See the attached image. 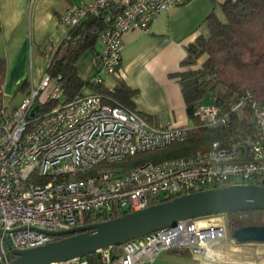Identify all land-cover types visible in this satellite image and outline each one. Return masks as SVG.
Returning a JSON list of instances; mask_svg holds the SVG:
<instances>
[{
    "label": "built area",
    "instance_id": "built-area-1",
    "mask_svg": "<svg viewBox=\"0 0 264 264\" xmlns=\"http://www.w3.org/2000/svg\"><path fill=\"white\" fill-rule=\"evenodd\" d=\"M186 1L91 0L72 5L60 16L59 26L70 39L69 30L86 16L108 11V26L98 35L100 70L91 81L104 93L80 95L36 113L37 97L52 83L45 72L17 106L0 107V230L7 232L14 249L53 241L57 236L40 230L63 231L90 224L86 217L92 214L132 212L231 184L264 186V99L248 94L237 95L226 109L214 101L195 108L194 118L205 127H227L233 114L232 121L239 124L206 149L141 162L120 172L119 163L126 157L183 142L188 134L187 126L153 125L135 110L105 98V93L113 91L105 77H118L124 33L148 31L161 12ZM49 93L51 99L61 98L60 84ZM244 111H248L247 122ZM217 216L180 221L130 240L116 252L98 250L96 264H152L160 251L171 249L202 255L226 236V225L215 221ZM12 256L0 236V264ZM50 264L89 262L72 258Z\"/></svg>",
    "mask_w": 264,
    "mask_h": 264
},
{
    "label": "trees",
    "instance_id": "trees-1",
    "mask_svg": "<svg viewBox=\"0 0 264 264\" xmlns=\"http://www.w3.org/2000/svg\"><path fill=\"white\" fill-rule=\"evenodd\" d=\"M107 10L86 16L75 27L69 30L70 39L64 38L60 45L50 49L49 64L46 73L52 83L49 89L61 86L62 97L51 99L49 89L36 99V113L45 112L63 104L77 96L84 85L77 73V60L82 53L93 48L100 32L107 26L105 20ZM209 33L198 36L187 46L185 64L193 66L204 57L196 69H189L177 74L181 93L185 103L188 118L192 127L183 142H174L151 151L137 153L123 159L119 166L124 172L141 162H159L180 156L190 155L197 150H203L220 138L227 135L230 129L239 124L230 118L227 127H205L194 118L195 108L203 103L214 101L222 109H226L237 95H251L256 99H264V0H224L216 3L207 17ZM5 74V64L0 59V107L3 106L2 81ZM28 82L24 81L20 93L28 94ZM100 93H104L99 89ZM105 98L133 109L131 96L133 91L123 84L113 86V91L105 93ZM5 107V106H4ZM247 122L248 111H244ZM241 125V124H240ZM256 211L228 213V232L250 224L249 214ZM264 212V211H257ZM126 213L92 214L86 217L88 223L103 221ZM57 237L56 239H58ZM233 238V237H232ZM234 239V238H233ZM237 243H240L236 241ZM118 246L112 247L116 252ZM12 256L11 259H13ZM89 264H96L97 253L85 257Z\"/></svg>",
    "mask_w": 264,
    "mask_h": 264
},
{
    "label": "crops",
    "instance_id": "crops-1",
    "mask_svg": "<svg viewBox=\"0 0 264 264\" xmlns=\"http://www.w3.org/2000/svg\"><path fill=\"white\" fill-rule=\"evenodd\" d=\"M88 1L91 0H0V59L5 64L3 106L8 107L4 103L6 95L9 103L18 97L11 108L22 101L27 95L19 92L24 81L28 82L27 90L40 82L49 64L50 49H56L66 35L59 26L60 16L72 5ZM223 1L189 0L161 12L148 31L133 29L124 33L118 77L105 78L113 86L123 84L131 89L133 110L151 124L162 128L192 127L177 74L196 69L202 62L204 57L193 66L184 63L187 46L198 36L208 35L207 17L216 3ZM100 51L97 38L93 48L86 49L77 60L78 77L84 82L81 95L97 92L91 81L100 70ZM34 62L40 64L42 73L35 82ZM29 65L31 78L27 76Z\"/></svg>",
    "mask_w": 264,
    "mask_h": 264
},
{
    "label": "water",
    "instance_id": "water-1",
    "mask_svg": "<svg viewBox=\"0 0 264 264\" xmlns=\"http://www.w3.org/2000/svg\"><path fill=\"white\" fill-rule=\"evenodd\" d=\"M248 211H264V186L231 184L210 188L69 230H40L59 238L28 249H14L5 235L7 232L0 230V236H3L6 246L14 256L4 264H50L83 258L98 250L120 246L130 240L174 226L183 220ZM19 229L24 227L12 231ZM231 235L240 243H264V224L237 227L232 230Z\"/></svg>",
    "mask_w": 264,
    "mask_h": 264
},
{
    "label": "rangeland",
    "instance_id": "rangeland-1",
    "mask_svg": "<svg viewBox=\"0 0 264 264\" xmlns=\"http://www.w3.org/2000/svg\"><path fill=\"white\" fill-rule=\"evenodd\" d=\"M33 65L34 73L32 77H34L35 82L38 79L40 80L42 73L39 71L41 67L38 62H34ZM30 68L32 69V65L28 67V78H31L32 74ZM97 92H100L98 88ZM5 98L4 103L8 106L6 107L8 110L12 107L14 102L18 101V97H15L13 101H10V104L7 102L9 100L7 95ZM217 217L215 221L225 223L227 230V216L221 214ZM247 221L250 224H264V212H252L249 214ZM255 243L256 244L251 245L237 243L227 231V235L223 239L214 242L209 247V250L202 255H192L184 250H162L156 256L152 264H264V243Z\"/></svg>",
    "mask_w": 264,
    "mask_h": 264
},
{
    "label": "flooded vegetation",
    "instance_id": "flooded-vegetation-1",
    "mask_svg": "<svg viewBox=\"0 0 264 264\" xmlns=\"http://www.w3.org/2000/svg\"><path fill=\"white\" fill-rule=\"evenodd\" d=\"M221 215V214H220ZM226 215V214H225ZM227 216V215H226ZM227 218H228V216H227ZM228 227H229V224L227 223V230H228ZM226 235H227V233H226Z\"/></svg>",
    "mask_w": 264,
    "mask_h": 264
}]
</instances>
